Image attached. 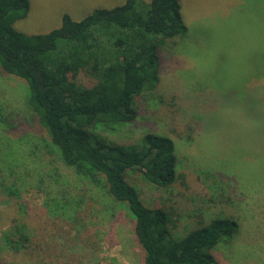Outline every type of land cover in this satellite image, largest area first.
Wrapping results in <instances>:
<instances>
[{"label": "rangeland", "instance_id": "374dc122", "mask_svg": "<svg viewBox=\"0 0 264 264\" xmlns=\"http://www.w3.org/2000/svg\"><path fill=\"white\" fill-rule=\"evenodd\" d=\"M28 1L14 27L35 34L58 27L63 13L79 20L125 0ZM179 1L187 32L159 50V83L135 98L134 121L104 134L171 136L182 176L165 190L129 170L142 201L172 206L178 234L235 218L234 234L212 250L218 264H264V0ZM24 87L0 73V184L17 193L0 186V264H143L125 203L61 163Z\"/></svg>", "mask_w": 264, "mask_h": 264}, {"label": "trees", "instance_id": "16d2710c", "mask_svg": "<svg viewBox=\"0 0 264 264\" xmlns=\"http://www.w3.org/2000/svg\"><path fill=\"white\" fill-rule=\"evenodd\" d=\"M143 2L95 8L79 20L63 13L58 27L26 34L14 23L26 16L29 1L0 0V73L23 81L24 103L61 163L125 203L143 264H218L212 250L234 234L235 218L217 215L178 234L172 206H148L126 178L134 169L169 189L182 176L173 138L145 131L120 142L104 134L136 119L135 98L159 83V50L187 32L179 0ZM0 186L17 194L12 182Z\"/></svg>", "mask_w": 264, "mask_h": 264}]
</instances>
